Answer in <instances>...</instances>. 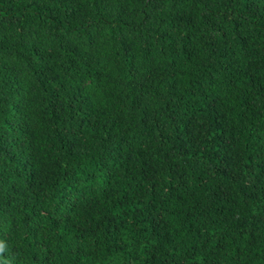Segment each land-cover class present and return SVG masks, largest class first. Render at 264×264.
<instances>
[{
    "label": "trees",
    "instance_id": "1",
    "mask_svg": "<svg viewBox=\"0 0 264 264\" xmlns=\"http://www.w3.org/2000/svg\"><path fill=\"white\" fill-rule=\"evenodd\" d=\"M0 264H264V0H0Z\"/></svg>",
    "mask_w": 264,
    "mask_h": 264
}]
</instances>
